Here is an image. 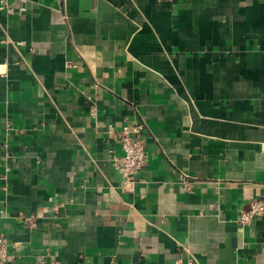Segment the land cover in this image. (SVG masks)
I'll list each match as a JSON object with an SVG mask.
<instances>
[{
	"label": "crops",
	"instance_id": "0c3cea01",
	"mask_svg": "<svg viewBox=\"0 0 264 264\" xmlns=\"http://www.w3.org/2000/svg\"><path fill=\"white\" fill-rule=\"evenodd\" d=\"M252 201L264 0H0L3 264H264Z\"/></svg>",
	"mask_w": 264,
	"mask_h": 264
},
{
	"label": "built area",
	"instance_id": "2783aa9c",
	"mask_svg": "<svg viewBox=\"0 0 264 264\" xmlns=\"http://www.w3.org/2000/svg\"><path fill=\"white\" fill-rule=\"evenodd\" d=\"M144 127L138 126L135 128V135H131L127 127H123L118 134V140L122 149L120 174L125 179H131L136 173L146 166L147 153L146 145L143 136ZM264 216V203L252 201L248 211L241 212L238 222L240 224L249 223L250 221ZM23 225L26 228H34L36 225L35 218L32 216L22 217ZM8 259L6 252V241L0 235V264ZM36 264H59L53 259H48V256L42 257Z\"/></svg>",
	"mask_w": 264,
	"mask_h": 264
}]
</instances>
